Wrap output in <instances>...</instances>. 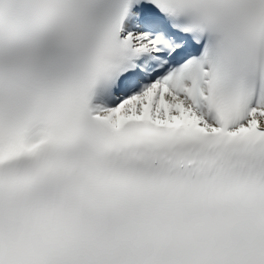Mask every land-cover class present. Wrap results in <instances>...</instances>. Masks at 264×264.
<instances>
[{"label": "snow or ice", "instance_id": "obj_1", "mask_svg": "<svg viewBox=\"0 0 264 264\" xmlns=\"http://www.w3.org/2000/svg\"><path fill=\"white\" fill-rule=\"evenodd\" d=\"M0 264H264V0H0Z\"/></svg>", "mask_w": 264, "mask_h": 264}]
</instances>
